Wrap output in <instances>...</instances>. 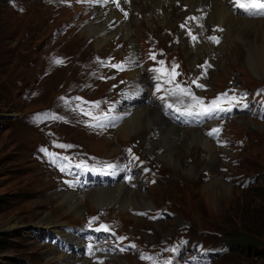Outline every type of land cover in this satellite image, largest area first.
Returning a JSON list of instances; mask_svg holds the SVG:
<instances>
[{"label": "rangeland", "instance_id": "obj_1", "mask_svg": "<svg viewBox=\"0 0 264 264\" xmlns=\"http://www.w3.org/2000/svg\"><path fill=\"white\" fill-rule=\"evenodd\" d=\"M68 2L70 5L57 0H0V196L5 197L0 208V238L4 240L0 247V260L4 264H73L65 257L52 258L49 254L55 249H59L56 250L59 255L69 252L68 234L73 235L80 229V240L84 239L86 243L80 254L87 256L89 253H84L86 247L98 245V240L107 232L106 226L102 227L96 221L101 216L121 225L131 234L139 235L141 242L186 234L215 248L229 244L227 240L231 237L234 240L242 238V242L253 244L243 246L232 242L234 247L209 255L213 259L212 264L263 262L264 256L256 249L264 247V111L258 117L239 114L225 123V133L233 142L232 147L240 146L232 151L228 145L217 146L215 138H212L215 147L203 135L209 132V126L201 120V116L195 114L200 107L191 96L181 94L192 106L193 122L178 123L164 115L154 98L144 89L138 103L145 100L152 102L156 111L175 124L178 130H186L181 137L179 131L175 135H166L169 139L178 140L179 144L184 142L178 145L180 164L167 159L169 151L163 143L161 132L159 134L160 129L158 131L147 126L142 132L141 129L130 133L118 131L116 115L107 111L102 112L100 124L108 123L114 127V131L105 137L65 122H52L51 133L42 125L43 120L38 121L48 109L52 110L53 119L60 115V111L54 110L68 112L71 108L65 103L73 100L77 91L89 92L94 85L95 74L100 73L99 81L91 89V95H111L113 88L104 80L106 70H99L101 61L104 65L107 60L103 61L102 56L115 54L124 57L118 65L128 67L131 62H136L141 68L138 77L129 75L128 69L122 73V92H130L128 86L131 84L147 85V80L154 83L158 81L155 78L157 75L163 78L165 74L166 79H170L167 73L153 71L157 68L168 70L165 59L169 63H178L181 68L179 77L176 75L174 81L195 97L202 98L206 105L218 88L228 85L247 88L264 83V74L258 75L249 67L244 45L236 38H225V31L222 34L216 28L208 29L205 26L204 32L211 34L215 31L219 42L214 48H200L196 57L189 61L183 46L186 36L180 25L184 18L181 12L186 5L176 3L171 14L175 18L170 20L171 23H166L158 21L153 6L148 2L140 6L136 0L133 7L124 8L127 13L134 12L131 20L126 22L133 28L135 55H131L129 40L121 39L118 32L113 31V36L98 44L86 29L91 21L86 27L85 22L94 15L93 11H88L93 1ZM200 11L205 17V11ZM161 14L158 11V15ZM143 15L147 16L144 19L146 27L138 29ZM199 21L200 24L195 18L192 24L199 27L204 22ZM110 24L108 22L110 30L120 26ZM150 30H156L158 34L147 35ZM191 31V37H196L191 47L198 43L199 37L207 40L200 31ZM151 46L163 52L162 55L154 54L152 61ZM60 57L64 58L63 63H55ZM160 61H163L162 65ZM254 69L259 71L260 68ZM147 75L150 77L147 78ZM193 78L197 83L190 80L182 82ZM194 84L204 87L194 88ZM174 88L175 84L169 86L168 92ZM207 92L212 94L207 95ZM162 93L175 110L188 115L189 109L183 110L174 96L165 91ZM251 95L258 108H264V85ZM178 98L176 94V100ZM189 130L199 132L206 142L200 144L188 140ZM54 134L79 145L80 150H88L108 159H88L80 164L72 163L69 159H45ZM214 135L225 139L223 134ZM101 142L104 148L100 147ZM124 145L134 146L146 158L155 178L153 183L146 178H139L136 182L124 179L126 176L134 177L132 173L141 172L136 166L132 167L130 173L121 169ZM40 146L43 147L41 155ZM209 147L213 148L212 152ZM191 153L194 156H188ZM49 160L50 166L47 165ZM65 166V171H61ZM114 168L118 170L116 175L110 173ZM62 173H69L73 177L69 183L74 181L76 188L82 184L87 190L101 186L114 187L122 179L124 182L121 183L144 195L149 205L120 210L117 204L95 206L85 199L81 201V212L76 213L60 204L55 194V191H61L58 186H62V182L58 176ZM214 180L226 181L230 188L213 192L207 187ZM161 205L171 208L174 215L165 220L148 221L135 213L139 209L163 207ZM48 212L53 214L56 223L58 221L56 227L41 225L42 217ZM94 212L99 215H89ZM244 214L251 215L254 221L242 218ZM248 228L256 232H248ZM63 232H66L65 236ZM106 241L102 239V243ZM111 255L113 257L102 264H143L135 261V254L128 252H114Z\"/></svg>", "mask_w": 264, "mask_h": 264}, {"label": "bare ground", "instance_id": "obj_2", "mask_svg": "<svg viewBox=\"0 0 264 264\" xmlns=\"http://www.w3.org/2000/svg\"><path fill=\"white\" fill-rule=\"evenodd\" d=\"M119 1L120 4L119 7H117V4L114 3L112 0H93V5L88 11H93L94 15L91 18H88L84 26L86 27V25L91 21V24L87 26L86 29L92 33L95 41L98 44L100 41L107 40L108 37L113 36L111 35L113 31L114 33L118 32L121 35L120 37L121 39L125 38L126 40H129L132 48L131 53L133 54L134 52L133 35H132L133 28L132 26L129 25V23L126 22L128 21V19L131 20V17L133 16L134 12L131 11L129 17H127L124 14L123 6L133 7L135 5L136 0H127V1L119 0ZM145 2H148L151 5V7L153 6L158 21L160 22L165 21L166 23H171L170 20H173L175 18V15L172 16L171 14H172V7L176 3H184L186 5L181 12V14H184V18L190 12L194 14L195 13L200 14V10H204L205 17H201L200 19L204 22L199 27H197L196 25L195 28L200 32L204 31L203 27L205 26H207L208 29L216 28V30L222 32V34L225 31V38L227 37V39L229 38L238 39L240 43L244 45L247 56V63L249 64V67L252 68V71L256 72V74L258 75L264 74V19L263 18H251L248 16H244L242 15V11L240 8L236 7L234 4H233L234 6L229 5L227 0H138V4L140 6L144 5ZM158 11H161L162 13L161 16L158 15ZM153 15H155V13ZM145 17L147 16L144 15L142 16V20L140 21V25L138 26V29L146 27V24L144 22ZM108 22L109 23L111 22L110 26L111 25L114 26L115 24L120 26H118L117 29L114 28L110 30L108 28ZM150 31L151 32H148L147 35L158 34L156 30H150ZM205 33L208 34L207 32ZM191 45H193L192 42L189 41L188 38L184 37L183 46L185 48L187 60L189 61L193 60V58L196 57V55L200 51V48L209 49L215 46L213 43L201 39L198 43L194 44L195 45L194 47H191ZM158 53L160 55L163 54L162 51H159ZM117 58H119L117 55L110 56L107 59V63L103 65V67H101L99 70V71H101L102 69L106 70L107 74L106 77H104V80L108 83V85L112 86L113 88V93L106 100V105L110 106L112 110L118 115H123V117L117 122L118 127L116 128V130L118 131L121 130L124 133H130L134 131L136 132L138 131V129H141L140 132H142L143 129L147 126L149 128L152 127L151 129L154 130H156L157 128L158 131L160 129L159 134L161 132L163 136L162 137L163 143L165 144L167 150L169 151V154L167 155V159H169L173 163L176 162L180 164L179 156H178V151H179L178 145H181L184 142L183 143L180 142L179 144L178 140L169 139L166 135L168 134L175 135L179 131V136L181 137L182 132L186 133V130L183 131L178 130L176 128L177 126L175 127V124L169 122L166 118H164L161 115V113L156 111V109L152 106L153 104L152 102L145 100L146 102L143 101L135 105L130 104L132 96L122 93V87L124 85L122 79V73L124 72V68L121 70L119 68H113L110 66L112 64H117L116 63ZM59 59L64 60V58L61 57ZM254 68H260V69L259 71H257ZM99 74H95L93 87H95V85L99 81ZM128 74L131 75L132 77H138L141 74V69L136 62L130 64ZM162 77L164 79L167 78L165 74H163ZM137 87H140L142 89L144 85L142 83L132 84L131 90H134ZM91 89L89 92L88 91L86 92L87 100L88 102L95 104L94 102H98L100 97L98 94L92 96ZM149 91L150 92L154 91V88L150 87ZM139 97H142V94H139ZM118 99L124 100L126 103L123 104L120 101L121 102L120 106L118 107L114 106L113 102ZM155 101L159 105V100L155 98ZM183 104L185 106L188 105L187 103H183ZM100 109H102V107ZM79 114H80V110H78V112L74 114L73 113L71 114L70 116L71 125L83 127L84 129H86L87 125L79 122L77 119V116ZM172 116H174V114H172ZM165 119L174 126L170 125ZM188 129H196V128H188ZM113 131L114 128H111L103 132L102 136L101 135H97V136L105 137L106 135L108 136V133H112ZM188 133L190 134V136L187 137L188 140L192 139L194 142L197 143L199 142L200 144L206 142L205 138L201 136L199 132H196L194 130H189ZM207 138L210 139L209 137ZM108 143L106 144L108 145ZM100 144H101L100 147L104 148L102 142ZM212 144L215 146L213 142ZM208 149L210 152L213 151L212 147H209ZM113 152L114 151L112 150V153ZM191 154L192 155H188V156H194L193 153ZM225 182L214 180L209 184L207 188L211 189V191L213 192L228 190L230 187ZM116 184L117 185L114 187L101 186L100 188H95V189L90 188L91 190L88 189L89 191L86 190L82 192H77L72 189L66 188V189H61L62 192L55 191V194L57 195L60 204L64 206H68L76 213L81 212L80 209V206H82L81 201L82 200L84 201L85 199L89 200L92 204H95V206L117 204L119 205L120 210L125 208L131 209L134 207L141 208L143 206L146 207L149 205L144 195L140 194L135 190L133 191L132 190L133 188L125 185L124 183L120 182ZM57 223L56 220L53 218V214L51 212L46 213L41 219V225L43 226L49 225L56 227ZM62 235L65 236L66 232H63ZM73 235L68 234L67 237V239L69 240L71 252L80 250L83 247L81 241L77 239L76 236ZM56 250L59 249H55V252ZM55 252L50 253L49 257L52 258L65 257L66 260H72L74 263L76 262L77 264H102V263H96L97 258L94 259H88L87 257L83 258L85 256L82 257V255L79 253L73 254L69 251L68 253L63 252L64 253L63 255L62 254L59 255L57 254V252L56 253ZM110 258H112V256H109L108 260Z\"/></svg>", "mask_w": 264, "mask_h": 264}, {"label": "snow or ice", "instance_id": "obj_3", "mask_svg": "<svg viewBox=\"0 0 264 264\" xmlns=\"http://www.w3.org/2000/svg\"><path fill=\"white\" fill-rule=\"evenodd\" d=\"M114 3L117 4V7H119V2L118 0H113ZM233 3L236 7L240 8V9H243L247 14L249 15H264V0H233ZM193 39H196V37H193ZM210 39H212L214 42H219L218 41V38L216 37H210ZM151 58L152 59H155V55L152 54L151 55ZM55 63L57 64H60V63H63L62 60L60 59H57L55 61ZM160 64L162 65L163 64V61H160ZM111 67L113 68H119V69H123V65H117V64H112L110 65ZM178 67V65H173V68L171 70L170 73H168V70L166 69H161V68H157V69H154L153 71H156L157 73H160V72H164V73H167L171 78L168 79V80H165V83H172V81L174 80L175 76L176 75H179V73H177L175 71V69ZM203 67V66H201ZM157 80H159L161 77L160 76H157L155 77ZM193 83H197V81H193ZM161 87L160 84H157V90H159ZM197 87H200V88H203L204 85L202 84H197ZM177 91L180 93V94H183V95H189L191 96L192 100L195 102V104L199 105L200 107V110L199 112L195 113L196 115L198 116H209L211 115L215 110L217 109H220V103H219V100H220V96H218L216 98V100L210 102L208 105H205L202 98H199V97H195L194 95H192L190 93V91L186 88H182L179 84H176L175 85V88L174 89H171L169 90V94H172V95H176L177 94ZM221 96H226V93L224 94H221ZM79 99V98H77ZM232 99H235L234 97ZM97 106L99 105V102H94ZM167 107H172V105H166ZM191 105L189 106V110H188V115H192L193 112L190 110L191 109ZM177 111H179V109H177ZM85 115H89L91 116V112H86ZM94 119H96L94 117ZM220 131V129L218 128H214L212 129L208 135H214L216 133H218ZM61 147H64V145H61ZM67 147H71L70 145H68ZM46 151V150H45ZM130 151V150H129ZM67 159V158H65ZM67 166L65 167H62L60 170L61 171H65ZM77 167H80V165H77ZM109 167H111V165H109ZM91 245H89V250H91ZM144 259H150L149 257H142Z\"/></svg>", "mask_w": 264, "mask_h": 264}, {"label": "trees", "instance_id": "obj_4", "mask_svg": "<svg viewBox=\"0 0 264 264\" xmlns=\"http://www.w3.org/2000/svg\"><path fill=\"white\" fill-rule=\"evenodd\" d=\"M5 202V197H3V196H0V208H1V206L3 205V203ZM242 218H248V219H250V220H252V221H254V219L251 217V215H249V214H244L243 216H242ZM249 230H247L248 232H256V230H254V229H252V228H248ZM246 231V230H245ZM234 236H237L236 234H233ZM238 236H241V235H238ZM246 236H248V235H246ZM248 238H250V237H248ZM236 240H234L232 237L231 238H229L227 241H228V243H229V245L231 246V247H234L232 244V242H234L235 244H237V245H239V244H241V245H243V246H249L250 244H253L252 242H250L249 243V241H247V242H242V238H235ZM250 240V239H249ZM255 241V240H254ZM2 242H4V240L3 239H1L0 238V247L2 246L1 245V243ZM256 251L261 255V256H264V247L262 248V249H256ZM1 264V263H0ZM256 264H264V261L263 262H261V263H256Z\"/></svg>", "mask_w": 264, "mask_h": 264}]
</instances>
